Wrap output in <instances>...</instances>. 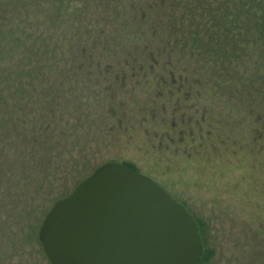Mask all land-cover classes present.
Wrapping results in <instances>:
<instances>
[{
    "label": "rangeland",
    "instance_id": "rangeland-1",
    "mask_svg": "<svg viewBox=\"0 0 264 264\" xmlns=\"http://www.w3.org/2000/svg\"><path fill=\"white\" fill-rule=\"evenodd\" d=\"M171 1L0 0V264H51L47 213L108 162L188 210L200 264H264V34L205 63Z\"/></svg>",
    "mask_w": 264,
    "mask_h": 264
},
{
    "label": "water",
    "instance_id": "water-1",
    "mask_svg": "<svg viewBox=\"0 0 264 264\" xmlns=\"http://www.w3.org/2000/svg\"><path fill=\"white\" fill-rule=\"evenodd\" d=\"M39 240L51 264H200L193 216L152 178L98 167L47 213Z\"/></svg>",
    "mask_w": 264,
    "mask_h": 264
},
{
    "label": "trees",
    "instance_id": "trees-1",
    "mask_svg": "<svg viewBox=\"0 0 264 264\" xmlns=\"http://www.w3.org/2000/svg\"><path fill=\"white\" fill-rule=\"evenodd\" d=\"M171 7L174 12L178 11L174 24L200 25L207 29L201 38L187 37L184 45L188 47L190 43L189 50L196 57L204 59L205 63L213 61L225 64L229 58L230 63L237 61L238 58L230 56L229 53L237 51L241 43H246L245 48L262 51L258 43L263 41V31L252 34L250 32L264 24V0H192L188 6L183 7L179 0H172ZM201 9L202 12L195 16ZM208 25H212L210 30L217 26V30L210 32ZM229 44L235 49L229 48ZM245 53L246 50L242 49L240 55ZM123 164L135 172H140L130 164Z\"/></svg>",
    "mask_w": 264,
    "mask_h": 264
}]
</instances>
